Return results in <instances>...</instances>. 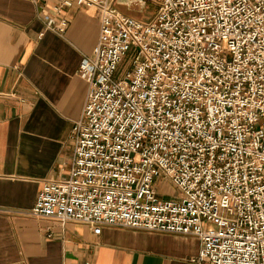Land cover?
<instances>
[{
	"label": "built area",
	"instance_id": "built-area-1",
	"mask_svg": "<svg viewBox=\"0 0 264 264\" xmlns=\"http://www.w3.org/2000/svg\"><path fill=\"white\" fill-rule=\"evenodd\" d=\"M73 3L98 11L99 36L79 62L67 175L44 181L29 216L190 236V264H264V0ZM71 5L45 29L63 34ZM131 5L152 17L118 8Z\"/></svg>",
	"mask_w": 264,
	"mask_h": 264
},
{
	"label": "crops",
	"instance_id": "crops-1",
	"mask_svg": "<svg viewBox=\"0 0 264 264\" xmlns=\"http://www.w3.org/2000/svg\"><path fill=\"white\" fill-rule=\"evenodd\" d=\"M62 0H0V264H190V236L29 216L45 180L65 177L87 84L77 74L99 36V13L72 2L59 35L45 29Z\"/></svg>",
	"mask_w": 264,
	"mask_h": 264
},
{
	"label": "rangeland",
	"instance_id": "rangeland-1",
	"mask_svg": "<svg viewBox=\"0 0 264 264\" xmlns=\"http://www.w3.org/2000/svg\"><path fill=\"white\" fill-rule=\"evenodd\" d=\"M118 8L125 15L133 16L141 20L150 19L153 14V9L150 7V5H147L146 9H144V11L142 12L141 11L139 12V8L136 5H131L129 10L123 6H118ZM125 61L126 63L120 68V71H121L120 73H122L124 67L126 66L128 62V59H126ZM156 192H157L158 197L162 198L163 200H166V199L175 200L179 197L178 192L168 182L157 181Z\"/></svg>",
	"mask_w": 264,
	"mask_h": 264
}]
</instances>
